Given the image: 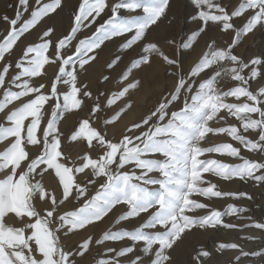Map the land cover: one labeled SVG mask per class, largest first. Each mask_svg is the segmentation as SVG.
Returning a JSON list of instances; mask_svg holds the SVG:
<instances>
[{
    "label": "snow or ice",
    "instance_id": "6c2138e0",
    "mask_svg": "<svg viewBox=\"0 0 264 264\" xmlns=\"http://www.w3.org/2000/svg\"><path fill=\"white\" fill-rule=\"evenodd\" d=\"M170 2L81 0L66 34L53 40L55 29L47 27L39 37L41 42L28 44L18 57L14 52L22 37L62 11L65 0H33L31 5L29 0H18L13 18L0 17L10 25L0 39V113H5L13 102L19 104L7 111L5 122L0 123V143L6 145L0 150V264H76L77 257L82 258L93 244L125 240L131 243L119 251L107 248V255H101L96 264H123L121 258L129 256L132 258L127 264H145L144 258L136 254L138 246H142L140 250L148 257V264H175L171 255L174 246L193 229L264 230L261 222L241 226L223 219L246 212V208L229 204L221 211L196 198H252L245 192L219 190L217 184L206 180L205 174L209 173L226 181L251 179L264 184V162L243 157L241 147L233 143L204 144L210 133L227 134L244 149L264 155V87L252 90L250 85V81L264 79V56L246 62L235 53L243 37L258 26L264 30V0H240L233 10L223 0H192L196 10L192 19L200 23L180 47L191 50L198 37L211 27L225 34L232 32L233 38L223 46L211 39L207 51L187 72L178 56L166 54L148 35L166 15ZM122 9L130 15L122 17ZM106 10L110 12L108 18L90 36L79 38L78 34L96 25L97 18ZM137 10L142 14L131 15ZM24 13L29 14L27 18ZM236 18L246 22L238 27ZM126 34L129 36L120 47L130 50L138 46L142 51L125 66L120 75L125 86L111 94L107 99L109 106L139 86V79H130L133 71L149 65L154 57L166 63L176 83L149 114L126 127L119 139L109 138L93 127L89 118L83 119L70 140L83 139L89 151L80 157L79 166H69L63 162L60 120L63 113L81 108L84 101L79 97L93 95L86 84L78 86V70H84L96 59L97 50L106 41ZM168 43L175 50L176 42ZM50 48L54 50L52 54ZM120 60L116 56L108 68L118 66ZM51 65L58 67L51 82L35 84L34 80L42 79L47 74L46 66ZM225 78L233 86L222 88L220 81ZM62 86L70 90L61 92ZM228 98L244 100L228 102ZM99 100V96L94 99L90 117L103 110ZM175 104L181 106L172 110ZM130 107V103L124 105L104 123L118 121ZM228 117L235 118L238 124L211 126ZM249 130L255 138L245 134ZM30 148L39 151L33 153ZM94 148L100 150L96 157L91 154ZM206 153L238 157L242 162L202 159ZM50 173L61 187L59 198L44 183V177ZM77 173H90L87 182L77 183ZM96 178H103V183L89 197L88 185H94ZM70 198H84V202L75 210L58 214L59 206ZM35 201L49 207L38 209ZM119 205L126 210L101 237L94 239L89 235L75 249L61 243V234H74L102 222ZM196 210H206L207 214L196 215ZM142 216V222L131 229L116 227ZM219 248L239 249L240 245L222 243ZM194 251L189 264H207L205 258L211 253L203 249ZM241 256L264 258V247L253 252L241 250L235 260L240 261Z\"/></svg>",
    "mask_w": 264,
    "mask_h": 264
},
{
    "label": "rangeland",
    "instance_id": "374dc122",
    "mask_svg": "<svg viewBox=\"0 0 264 264\" xmlns=\"http://www.w3.org/2000/svg\"><path fill=\"white\" fill-rule=\"evenodd\" d=\"M80 2L81 0H65L62 11H59L58 14L52 15L51 18H46L44 22L35 30L31 31L29 34H25V36L22 37L15 49L14 56L18 57L21 54V50L24 49L28 44L41 42L39 37L47 27H52L55 29L54 35L52 37L53 40H56L58 37H62L64 34H66L72 24L73 13L77 9ZM109 2L115 3L116 0H109ZM29 3L31 5L33 0H29ZM223 3L228 5L230 10H233L238 6L240 0H223ZM18 7V0H0V17L7 15L9 18H13ZM138 14H142L140 10H137L135 13H131V15ZM195 14L196 10L192 4V0H171L170 8L166 12V15L162 17L160 21H158L156 26H153L150 33L148 34L149 39L153 42H157L166 54H175L178 56L185 72H187L190 67L194 66L195 63H197L202 57L203 53L207 51V44L211 39H216L217 44L223 46L226 42H230L233 38L232 32L225 34L220 32L218 28L211 27L206 30L205 33L201 34L200 37H198V42L194 43L191 50L183 49L180 47L182 42H184L193 31L198 29L200 22L198 20L192 19ZM23 15L25 18H27L29 14L24 13ZM109 15L110 12L106 10L105 13H102L101 16L97 18L96 25H93L89 29L82 30L78 34V37L85 38L90 36L92 32L95 31V27L98 26L99 23H103V21L107 19ZM120 15L122 17H128L130 13L128 10L122 9ZM245 22L246 21L240 18L235 19V23L238 27L242 26ZM9 29L10 25L0 19V39H2V37L7 34ZM128 36L129 34H126L125 37H114L111 40L106 41L101 46V48L97 50L96 59L93 62H90V64L87 65L84 70H78V86L81 84H86L88 90L91 91L93 95L92 97L88 98L83 96L79 97L84 101L81 108L75 109L76 114L73 117H71L73 110L63 113L62 119L60 120L59 128L60 132L62 133V151L65 154L63 162L67 163L69 166H79L80 157L89 151L87 144L83 139L78 141L70 140V136L74 133V131L78 130L79 123L83 119L89 118L92 126L100 130L102 133H106L109 138L119 139L124 133L126 127L131 126V124L134 122L140 121L143 117L149 114V112L154 109L162 97L169 94L176 83V77L170 74L171 70L166 65V63L163 62L162 59L154 57L149 65L141 66L139 70L133 71L130 79L133 77L139 79V86L136 89H131L126 97L117 100L114 105L109 106L107 104V99L111 98V94L113 92H116L125 86L124 83L120 81V75L122 74L123 70H125V66L129 65L134 58H138L142 51L138 46H133V48L130 50H125L120 47V45L128 38ZM169 40L176 42L175 50L169 45ZM71 47L72 46L69 45V49H71ZM53 51L54 50L50 48L49 54H52ZM235 53L241 56L246 62L257 56H264V30H261L258 26L257 29L253 31V33L248 34L247 37H243L241 43L235 49ZM66 54L71 53L68 52ZM116 56L121 57L118 66H114L111 69L108 68V65ZM57 71V65L46 66L47 74L42 79L34 80L35 84L45 81L51 82V80L54 78V74ZM88 71L92 72L91 79L87 78L89 73ZM262 71H264V69H262ZM14 72L15 69H13V74ZM245 74L248 75L249 70L246 69ZM105 76L108 77L107 80L104 79ZM250 85L252 90H258L260 87H264V79L257 78L255 81H250ZM220 86L222 88H228L233 86V84L231 81L225 78L220 81ZM60 90L63 92L70 90V88L62 86ZM2 91L3 90H0V98H2ZM97 96L100 97L99 102L101 103L103 110L90 117L91 109L94 106L93 101ZM243 100L244 98H241L240 101H236L235 98H228V102H242ZM128 103L131 104V107L125 109L118 121L113 122L111 125H106L104 123L106 119H110L113 115L120 111L121 107ZM17 106H19V104L17 102H13V104L9 105L8 109L5 110V113H0V123L5 122L6 112L14 109ZM180 106V104H175L172 106V110H176ZM46 111L50 112V107L46 106ZM223 114L224 113H222V115ZM45 118L47 119L48 117L46 116ZM235 124H238V121L235 118L228 117L226 121L213 122L211 126L220 127ZM245 134L250 138H255V133L252 130H249V132ZM225 142L233 143L236 147H241V155L243 157L253 160H261L264 162V155L244 149L239 144V142L233 141L227 134L213 135L210 133L208 134L204 144L205 146H212ZM95 143L96 142L94 141V144ZM5 146V143H0V150H3ZM29 150L33 153L39 151L37 148H30ZM91 154L93 157H96L98 154H100V150L98 148H94L91 150ZM201 158L218 159L229 164H237L242 162V160L238 157H230L228 155H221L218 153H206ZM89 175L79 173L75 174L77 183H86ZM205 178L206 180L217 184L219 190L221 191L245 192L252 197L251 199L246 197L239 199L234 197L219 198L221 201L218 198L209 200L202 197H196L197 199L202 200V202L210 204L211 207L220 209L221 211H223L229 204H236L238 207L247 209L246 212L239 213L238 215L225 216L223 219L226 223H232L241 226L250 225L254 221L264 223V184H259L251 179L241 181L240 179L236 178L233 179L236 180L234 189H230L226 186V182L228 181L223 180L222 178L216 177L210 173L205 174ZM44 183L47 188L53 190L51 182L47 180L46 176L44 177ZM101 183H103V178H96V183L94 185H88L89 197L94 194L95 190ZM69 200L71 201L70 204L66 203L59 206L58 214L75 210L84 202V198H70ZM35 203L37 208L41 209L40 202L35 201ZM125 210L126 207L124 205H119L111 213H109V215L105 217L102 222H97L84 230L76 231L74 234H68L67 236L61 234V243L68 249H75L77 245L89 235H92L94 239L101 237L103 232L108 230L114 224L117 217ZM195 214L205 215L207 212L206 210H196ZM143 218L144 217L142 216L141 218H137L128 223L122 222L116 227H126L131 229L134 226H138L139 223L142 222ZM203 230V236L201 234L195 238L190 237L189 243L187 244L188 246H186L187 248L181 250L179 255H174L171 253L174 261L177 264H189L190 258L195 256L194 250L199 249L207 250L211 253L210 257L207 258L208 264H224L218 261L219 255L224 254V252H228L229 250V252L233 253L231 254L232 257L230 255L226 256V264H235L238 262L235 260V257L240 255L241 250L253 252L264 247V230L256 229L254 227H238L235 229L218 227L215 229L208 228ZM230 233H233V236L230 235ZM233 242L239 244L240 248L235 250L219 248V245L222 243L227 244ZM130 243V241L125 240L122 242L109 241L105 242L101 246L93 244L90 251H88L82 258L77 257L76 264H96L97 259L101 255H107V248L112 247L119 251L121 248L128 246ZM141 247L142 246L137 247L136 254L141 255L145 260V264H148V257L144 256L140 250ZM236 250L237 255H235ZM227 257L229 258V262L227 261ZM130 258L132 257L129 256L126 258H121L123 264H127V260ZM263 261L264 258L258 256H248V258L241 256L240 261L236 264H264Z\"/></svg>",
    "mask_w": 264,
    "mask_h": 264
},
{
    "label": "bare ground",
    "instance_id": "6f19581e",
    "mask_svg": "<svg viewBox=\"0 0 264 264\" xmlns=\"http://www.w3.org/2000/svg\"><path fill=\"white\" fill-rule=\"evenodd\" d=\"M91 70H92V68H91ZM91 70H89V71H91ZM88 71V72H89ZM91 77H92V72H89L88 73V75H87V78L88 79H91ZM35 83V82H34ZM76 113H75V110H73V112L71 113V117H73L74 115H75ZM46 178H47V180L49 181V182H51V185H52V189H53V191H55V193H56V195H57V197L59 198L60 197V193H61V187L58 185V183H57V180L53 177V175L50 173V174H48V175H46ZM257 184V183H256ZM235 185H236V180H231V181H228V182H226V186L228 187V188H230V189H234V187H235ZM256 188H257V186H256ZM264 190V189H263ZM260 197V196H259ZM261 198V197H260ZM219 199V198H218ZM263 199V198H262ZM220 200V199H219ZM221 201V200H220ZM70 200H68V201H66L64 204H66V203H69L70 204ZM40 205H41V209H44V208H47L48 207V204H46V203H44V204H42L41 202H40ZM217 205V204H216ZM9 223H11V219L9 220ZM210 229H212V228H210ZM203 229L201 230V229H193L192 231H190V232H188L180 241H178L177 242V245L176 246H174V249L172 250V254H174V255H179V253L181 252V250H183L184 248H187L186 246H188L187 244L189 243V239H190V237L192 238V237H197V236H199V235H201L202 234V236H203ZM207 231V230H206ZM235 232V231H234ZM258 232V231H257ZM233 233H230V235H232ZM255 234H256V232H255ZM233 236V235H232ZM200 238V237H199ZM198 239V238H197ZM194 241V240H193ZM244 241V240H243ZM191 243V242H190ZM257 244H258V242H257ZM246 245V244H245ZM247 247V246H246ZM217 249V248H216ZM250 249V248H249ZM235 250V249H234ZM251 250V249H250ZM257 250V249H256ZM253 251V250H252ZM258 251V250H257ZM221 252V251H220ZM239 252V251H238ZM233 253V252H232ZM231 252H229V250H228V252H224V254H220L219 255V259H218V261L220 262V263H224V264H226V256H228V255H230L231 257H232V254ZM181 255V254H180ZM235 255H237V250H236V253H235ZM235 255H233V256H235ZM229 256V257H230ZM238 256V255H237ZM179 258V257H178ZM215 258V257H214ZM248 258V257H247ZM257 259V258H256ZM206 260H207V258H206ZM210 260V259H209ZM208 261V260H207ZM213 261H214V259H213ZM227 261L229 262V258L227 257ZM210 262H212V261H210ZM233 262V261H232ZM239 262V261H238ZM238 262H236V263H238ZM264 262V261H263ZM235 263V264H236ZM175 264H177L176 262H175ZM183 264V263H182ZM208 264V263H207Z\"/></svg>",
    "mask_w": 264,
    "mask_h": 264
}]
</instances>
